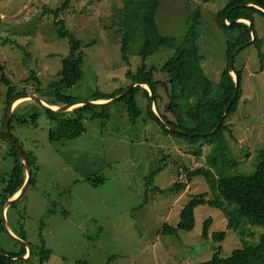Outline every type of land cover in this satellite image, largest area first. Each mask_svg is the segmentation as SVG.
<instances>
[{"label": "rangeland", "instance_id": "rangeland-1", "mask_svg": "<svg viewBox=\"0 0 264 264\" xmlns=\"http://www.w3.org/2000/svg\"><path fill=\"white\" fill-rule=\"evenodd\" d=\"M226 1L162 0L156 15L161 32L175 36L181 43L191 12L201 8L197 43L205 56L202 65L213 81L219 79L227 63V42L232 37L215 20L216 11ZM63 2L0 0V62L18 89L26 88L29 94H38L44 101L63 105L60 95L84 100L95 95L109 96L122 87L139 84L140 81L131 84L129 70L137 71L143 63L138 52L142 38L131 43L130 61L123 59L125 17L121 14L125 0H70L67 8ZM56 16L79 38L83 52L82 76L59 90L54 88V81L61 78L58 72L71 51L69 39L59 35ZM255 29L263 39L264 52V15L256 14ZM176 50L177 47L163 46L148 56L147 66L159 67L148 71L155 81L168 79L160 67ZM262 63L255 43L235 55V66L243 71V93L238 110L228 119L230 130L225 131L231 153L239 161L229 167L235 173L253 171L257 156L264 149ZM32 69L37 79L26 82ZM233 75L236 77L235 72ZM146 88L150 93V88ZM6 91L0 71V190L15 164L10 138L1 132ZM159 92V108L155 103L152 106L165 112L170 97L164 86L159 87ZM214 92L220 89L215 87ZM134 97L139 109L136 121L132 120L126 101L115 100L86 112L81 135L59 140L49 137L56 121L45 106L33 97L13 104L11 133L21 148L32 155L35 181L6 211L10 231L18 236L25 232L32 254L27 247L26 258L20 256L9 264H42L40 250L44 241L52 250L47 264H85L84 260L87 264H198L210 259L219 245L221 255L229 256L246 242L259 241L263 227L248 223L231 228L227 214L209 203L196 206L193 229L179 228L176 233L160 229L165 222L178 224L184 205L193 195L207 192V198H217L218 193L203 175L194 176L182 192L172 188L176 181L187 180L184 166H194L196 161L200 165L195 168L209 165L207 156L211 149L207 144L202 156L195 155L183 137L167 133L150 115L149 99L143 89H138ZM76 107L66 110L67 114ZM94 112L107 116H93ZM33 115H37L36 119ZM167 115L175 118L169 111ZM161 165L162 169L154 172ZM94 177L105 179H97L94 184L89 179ZM209 217L213 221L207 238L203 229ZM222 230L226 235L216 240L213 232ZM10 231L0 230L3 252L21 249L22 243Z\"/></svg>", "mask_w": 264, "mask_h": 264}, {"label": "trees", "instance_id": "trees-1", "mask_svg": "<svg viewBox=\"0 0 264 264\" xmlns=\"http://www.w3.org/2000/svg\"><path fill=\"white\" fill-rule=\"evenodd\" d=\"M209 1L210 0H204V2ZM69 2L70 0H64L62 6L67 8ZM161 3L162 0H125L124 9L121 14L122 18L125 17L123 25L125 35L122 43V53L123 59L127 62L130 61L131 43L142 38V43L138 52L143 59V63L137 71L129 70L133 79L131 84L137 81L148 83L153 89L157 108H159L158 99L162 95L161 92H159V87L164 86L170 97V102L167 104L166 110L173 113L175 118L172 119L169 117L167 111L160 112L161 118H157L152 109L149 90L141 84L133 86L117 100L126 101V104L133 114L132 120L136 121L139 116V109L136 105L134 95L138 89H143L149 99L148 110L150 115L163 125L167 133H173L183 137L197 156L203 155L204 148L207 147L208 144L211 149L207 156L209 165H201L197 168H195L196 166H184L187 180L183 182L176 181L172 188L178 192H182L194 176L203 175L211 185L212 190L218 193V196L217 198H207V192L193 195L184 205L181 211V219L178 224L173 225L169 222H165L160 229L167 233H176L179 228L188 230L193 229L196 223L195 208L201 203H209L222 209L229 218L228 226L231 228H238L239 225L241 228L242 225L248 223L259 225L264 228V149L258 154V162L253 171L249 173L232 172L229 170V167L236 166L239 161L231 153L225 132L230 130L228 119L231 114L238 110L243 93V71L236 68L234 63V70L239 79V85L237 87L236 80L229 70L232 52L238 47L243 49L255 43L260 48V57L262 61L264 60V52L261 50L263 39L259 37L255 29L256 14L264 15V10L256 5L258 4L264 8V0H227L225 4L216 11L215 20L217 25L226 33L232 34V37L228 39L227 42V63L221 71L219 79L216 81H213L207 75L202 65L205 56L197 43L199 36L198 28L202 23L201 8H197L195 11L191 12L188 19L186 34L183 41L179 43L175 36L165 35L161 32L156 18ZM242 17L253 19L254 33L249 23L239 20ZM56 23L59 25V35L69 39L71 51L64 57L63 66L58 72L61 78L54 81V88L59 90L60 86L72 85L82 76L83 52L81 51L82 42L74 33L66 28L64 20L58 19V16H56ZM163 46L177 47V50L174 55L160 67L161 70L168 74V79H157L155 81L152 77L153 73L148 71L154 72L159 67H148L146 59ZM261 67L262 69L264 68L263 63ZM148 68L150 69L148 70ZM0 71L2 81L7 85L4 124L1 132L6 138H9L5 129V122L10 104L16 97L28 95L29 92L26 88L18 89L6 73L5 65L1 62ZM31 79H37L36 72L33 69L31 70L30 76L27 77L25 81L29 82ZM215 87L217 91L220 89V92H214ZM124 88L125 87H122L117 92H113L112 95H95L91 99L111 98L120 93ZM236 91H238V94L230 104L223 123L213 132V129L221 120L224 108L229 104ZM59 99L62 103H68L78 98L64 94L60 95ZM45 100L49 103L61 104L56 101ZM94 106L95 105L91 104L79 105L71 110L70 114H67V111L55 112L51 108H46L50 116L56 121L55 126L50 129V139H71L81 135L85 130L83 120L86 117V112ZM11 116L13 118L14 112ZM93 116L106 117L107 114L104 112H94ZM32 117L36 119L37 115H33ZM162 119L183 129L201 133L188 135L175 132L163 124ZM11 126L10 121V130H12ZM9 142L12 150L11 153L15 157V164L11 170V176L7 184L0 190V230L7 229L2 216L3 204L7 199L17 193L26 181V165L22 161L18 149L13 145L10 139ZM25 153L27 154L30 164H33L32 155L29 152ZM162 167L163 165L157 167L154 172L162 169ZM154 172L149 175V180L153 177ZM89 179L96 184L97 179L103 181L105 178L94 177V179ZM34 181L35 176L32 171L30 183ZM157 189L162 190L158 187ZM212 221V217L205 220L203 235L207 238L210 236L209 228ZM18 234L23 239H26L25 232H20ZM212 235L216 240H221L226 235V231H215ZM27 250V246L23 243L19 251L5 252L6 254H3V251L0 250V264H9L20 256L25 255ZM221 250L222 245L217 246L216 252L210 259L199 262L198 264H264V230L260 234L259 241L255 243L246 242L244 246L233 250L229 256H222L220 253ZM51 254V248H47L44 241L42 249L40 250L42 264H47L46 262L50 259ZM84 263L87 264L85 260Z\"/></svg>", "mask_w": 264, "mask_h": 264}, {"label": "water", "instance_id": "water-1", "mask_svg": "<svg viewBox=\"0 0 264 264\" xmlns=\"http://www.w3.org/2000/svg\"><path fill=\"white\" fill-rule=\"evenodd\" d=\"M257 7L261 8L264 10V8L260 5H256ZM240 20H243V21H246L248 20L249 22V25L251 27V30L252 32H254V26H253V19L252 18H249V17H242ZM254 38V36H253ZM239 49V48H238ZM236 49L234 52H232L231 54V57H230V67L231 68H234V63H235V53L236 51L238 50ZM236 81H237V87L239 85L238 83V77L236 76ZM141 83V81L139 82ZM132 88V86H130L129 88L127 89H124L122 90L119 94H117L116 96L110 98L109 100H106V101H103V102H100L98 100H94V99H84V100H75V101H72V102H68V103H64L63 105H60V106H57V107H53L49 104H47L41 97L40 95L38 94H35V93H31V94H28L26 96H31L33 97L36 101H38L40 104H42L43 106H45L46 108H51L52 110H54L55 112H64L68 109L71 108V106L77 104V106L79 105H84V104H91V105H102V104H108V103H111L115 100H117L118 98L122 97L125 93H127L130 89ZM150 90H151V93L153 94V91L150 87ZM238 94V91H236L234 93V96L232 98V100L229 102V104L225 107L223 113H222V116H221V120L219 121L217 127L214 129V130H217L220 125L223 123V120L229 110V105L232 103L234 97H236ZM152 105H154V97L152 96ZM13 104H14V101L11 102L10 104V107H9V110H8V115L6 117V122H5V129H6V132L11 140V142L13 143V145L18 149L19 151V154L23 160V162L25 163L26 165V168H27V179L25 181V183L23 184L22 188L12 197H10L9 199H7L5 201V203L3 204V207H2V216H3V219H4V223H5V226L6 228L10 231L9 229V223H8V220H7V217H6V211H7V208L9 207V205H11L12 203H14L15 201H17L20 197L23 196V194H25L29 184H30V179L32 177V167H31V164L29 162V159L25 153V151L21 148V146L17 143V141L13 138V135L11 133V130H10V119H11V115H12V109H13ZM154 112H156L155 108L152 107ZM169 127L175 131H178V132H182V133H185V134H190V135H194V134H198V133H201V132H196V131H185L181 128H178V127H175V126H172V125H169ZM10 233L12 234V236L14 238H16L19 242L25 244L29 250H30V255L32 254V246L31 244L26 241L25 239H23L22 237H19L18 235H16L15 233L11 232ZM1 252V251H0ZM3 254H6L5 252H2ZM23 258H26L25 255L22 256Z\"/></svg>", "mask_w": 264, "mask_h": 264}, {"label": "bare ground", "instance_id": "bare-ground-1", "mask_svg": "<svg viewBox=\"0 0 264 264\" xmlns=\"http://www.w3.org/2000/svg\"><path fill=\"white\" fill-rule=\"evenodd\" d=\"M240 20V19H239ZM239 49H240V47H238ZM237 48V49H238ZM238 49V50H239ZM237 50V51H238ZM235 51V50H234ZM233 51V52H234ZM236 51V52H237ZM236 54V53H235ZM229 70H230V72L232 73V75H233V72H235V70H234V68H231L230 67V64H229ZM235 74H236V76L238 77V75H237V73L235 72ZM234 76V75H233ZM235 78V80H236V77H234ZM238 83H239V79H238ZM134 84H137V82L136 83H134ZM139 84H143V86L146 88L147 86L150 88L151 86L148 84V83H146V82H143V81H141V83H139ZM236 86H237V81H236ZM151 89H152V87H151ZM152 91H153V89H152ZM116 96V95H115ZM150 96H151V100H152V96L154 97V103H155V96H154V94H152L151 93V90H150ZM234 96V95H233ZM29 97H31V96H26V95H23V96H20V97H16L13 101H14V103H16V102H18V101H20L22 98H29ZM114 97V96H113ZM112 98V97H111ZM78 100V99H77ZM95 100V99H94ZM232 100V99H231ZM230 100V101H231ZM98 101H100V102H103V101H106V100H98ZM47 104H49V105H51L50 103H48V102H46ZM151 104H152V101H151ZM228 105V104H227ZM226 105V106H227ZM51 106H53V107H57V106H60V105H51ZM77 106V104H75V105H73V106H71V108L72 107H76ZM230 106V105H229ZM153 107V106H152ZM70 108V109H71ZM225 109V108H224ZM69 110V109H68ZM156 110V112H155V116L157 117V118H161V111L159 112V111H157V109H155ZM162 123L163 124H165L167 127H169V125H172V126H175V127H178V128H181V127H179V126H176V125H174V124H171V123H169V122H167L166 120H164V119H162ZM217 127V126H216ZM215 127V128H216ZM170 128V127H169ZM214 128V129H215ZM171 129V128H170ZM181 129H183V128H181ZM213 129V132H215L216 130H214ZM173 130V129H172ZM183 130H185V131H189V130H186V129H183ZM173 131H175V130H173ZM175 132H178V131H175ZM179 133H182V132H179ZM183 134H185V133H183ZM199 134V133H198ZM188 135H190V134H188ZM195 135V134H194ZM198 165H200V163L198 162V161H196V164L194 165V166H198ZM191 166H193V165H191ZM183 175H181L180 177H182Z\"/></svg>", "mask_w": 264, "mask_h": 264}, {"label": "crops", "instance_id": "crops-1", "mask_svg": "<svg viewBox=\"0 0 264 264\" xmlns=\"http://www.w3.org/2000/svg\"><path fill=\"white\" fill-rule=\"evenodd\" d=\"M45 102H47L46 100H45ZM17 103V102H16ZM51 105H59V104H55V103H50ZM158 111V110H157Z\"/></svg>", "mask_w": 264, "mask_h": 264}]
</instances>
